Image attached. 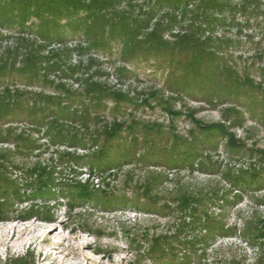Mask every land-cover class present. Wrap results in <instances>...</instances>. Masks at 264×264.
<instances>
[{
    "label": "trees",
    "instance_id": "16d2710c",
    "mask_svg": "<svg viewBox=\"0 0 264 264\" xmlns=\"http://www.w3.org/2000/svg\"><path fill=\"white\" fill-rule=\"evenodd\" d=\"M237 13L245 17L247 24L263 26L264 34V0H0V37L2 32L14 34V43L0 53V81L15 76L29 85L49 83L58 92L46 95L9 86L0 91V142L13 148L0 151V221L9 219L1 217L5 210L13 209L15 201L27 198L20 194L18 183L7 177L10 154L30 152L37 147L36 141L23 131L15 133L8 126L25 118L37 132L42 130L51 143L87 151L81 156L57 151L56 157L58 165H87L89 177L106 173L114 177L117 172H111L122 166L152 163L153 168L163 166L169 170L193 171L196 166L206 174H219L229 186L223 193L176 189L174 196L162 204L153 192L166 178L152 174L145 179L142 190L138 188V194L132 191L135 198L131 202L126 193L95 189L89 179L84 183L56 182L55 168L46 171L39 164L25 171L28 176H36L28 200L55 199L59 194L68 200L69 215L76 205L85 203L105 210L131 206L144 214L169 218L176 213L183 231L200 232L198 236L176 241L175 245L167 242L170 237L154 238L147 256L155 264H201L216 236L236 234L235 227L225 224L223 211L214 216L209 205L213 203L221 210L233 207L243 195L264 187V166L253 164L233 173L221 170L218 163L210 160V152H216L221 141L231 156L247 150L230 132L231 128L243 126L245 113L264 124V51L256 53L259 64L255 72L260 78L256 81L251 75L254 66L246 67L241 74L228 55L232 42L217 36L218 30L235 24ZM166 34L171 40L165 39ZM69 39L77 43L69 47ZM92 52L116 54L124 64L143 61L164 69L168 86L174 92L198 96L208 105H227L222 120L215 124L195 121L187 136L178 135L172 122L166 131L159 123H140L129 113L128 120L119 121L117 115L122 107L137 105L139 97L94 80L105 73ZM74 53L87 56L85 64H72ZM114 70L123 76L129 73L125 66ZM89 71L92 73L88 74ZM49 73L80 82L81 89L72 91L61 83L54 84L48 80ZM145 97L140 99L142 105L150 107L149 100H154L171 116L176 114L158 90ZM75 100L80 103L77 108L71 107ZM107 102L112 103L115 113L111 122L102 119L108 110ZM2 123L7 127L2 128ZM138 129L143 131L140 137ZM152 133L154 137H150ZM141 146V154L137 155ZM253 154L264 158L261 151L255 150ZM259 202L264 205V199ZM45 208L47 212L43 213L44 206L31 205L18 218L53 219L49 206ZM259 223L260 229H252L251 222H244L241 235L262 247L264 225L263 221ZM1 264H35V260L33 253L27 252L8 257ZM257 264H264V257Z\"/></svg>",
    "mask_w": 264,
    "mask_h": 264
},
{
    "label": "rangeland",
    "instance_id": "374dc122",
    "mask_svg": "<svg viewBox=\"0 0 264 264\" xmlns=\"http://www.w3.org/2000/svg\"><path fill=\"white\" fill-rule=\"evenodd\" d=\"M234 19L235 24L218 30L217 36H224L232 42L228 50L232 66L241 74L246 67L254 66L251 69L252 78L260 81L255 69L259 64L256 53L264 51L263 26L257 27L252 22L247 24L245 17L239 13L235 15ZM260 19L259 21H261ZM2 35L0 37V53L5 47L14 43L13 33L2 32ZM165 39L171 40V36L166 34ZM68 41L69 47H73L77 43L76 40L69 39ZM91 55L102 63L101 69L105 73L102 77L95 76L94 80L106 82L111 88L128 92L132 97L134 95L139 97L137 105L122 107L120 114L117 115L119 121L128 120L126 113H129L134 120L140 123H159L166 131L172 122L178 135L187 136L189 131L194 128L195 121L215 124L222 120V111L227 105L220 103L208 105L198 96L188 97L185 94L174 92L168 86L167 72L164 69H157L155 65L143 61L124 64L119 61L116 54L110 56L107 53L95 54L92 52ZM86 59L87 56L79 57L74 53L72 64L75 65L79 61L85 64ZM121 66H125L129 72L125 76L114 70ZM96 68L94 67V69ZM91 73V71L88 72V74ZM58 75V73H49L48 80L54 84L61 83L72 91L81 89L80 82ZM4 86H9L11 89H26L36 93L43 92L46 95L58 93L49 83L38 82L29 85L20 77L15 76L5 77L0 81V91ZM154 90L160 92V96L167 101L176 114L171 116L167 111L161 109L154 100H149L150 107L142 105L140 99L146 98L145 95ZM78 102L73 101L71 107H79L80 103ZM106 105L108 110L102 114V119L111 122L115 113L111 109L112 103L107 102ZM244 117L243 126L231 128L230 132L236 139L243 142L247 150L240 151L236 156H231L224 150V142L221 141L217 151L210 152V160L218 163L221 170L236 173L237 170L247 169L253 164L264 166V158L259 154H253L255 150L264 153V124L250 119L247 113ZM28 123L25 118H22L8 126L13 127L15 133L23 131L36 141L37 147L30 152L10 154L12 164L9 163L7 169V177L18 183L20 194L27 198L32 195L30 185L35 182L36 176H28L25 171L39 164L45 167L46 171L55 168L56 182L80 181L84 183L89 179L95 189L126 193L131 202L135 198L132 191L136 190L137 193L138 188L142 190L146 184L145 179L152 174H162V177L166 178L162 179V184L153 192L154 195L160 197L162 204L174 196L172 193L176 189L183 188L192 192L218 190L221 193L229 189L228 184L219 174H206L199 171L196 166L193 171L187 168L169 170L163 166L153 168L151 167L152 163H135L112 171L111 173L117 172L114 177H109L107 173L89 177L87 165L76 166L73 163L58 165L56 157L57 151L75 152L79 156L85 155L87 151L79 147L69 148L63 144H53L42 130L37 132ZM1 126L2 128L7 127L4 123ZM76 127L78 128V125ZM142 132L141 129H138L137 136H142ZM150 137H154V134H150ZM142 148L143 146L138 149L137 155L141 154ZM4 149L12 150L13 148L9 143L0 142V151ZM105 183H108L109 186H105ZM56 195L55 199L35 198L30 200L32 198H29L28 200L25 198L20 202L15 201L12 210L4 211L1 218L8 217L9 219L0 221V264L8 257L22 256L27 252L33 253L35 264H155L147 256V251L154 238L170 237L167 242L175 245L176 241L184 237L200 235L199 231H183L176 213L172 218L160 217L141 213L131 206H117L105 210L85 203L76 205L69 215L68 200L59 194ZM232 196L233 194L229 198ZM262 199H264V187L243 195L241 202L233 207L221 210V208L213 206V203L209 205L214 216L223 211L225 224L228 227H235L236 234L216 236L207 247V256L201 264H257L258 260L264 257V246H258L257 242L251 244L248 238H243L241 235L244 222H251L252 229H260L259 222L261 221L264 225V205L259 204V200ZM222 204L224 203L220 202V205ZM31 205L41 208L44 206V209H41L43 213L47 212L45 205L49 206V212L53 215V219H19L21 212ZM171 237L176 238L171 239ZM198 255H200V251H198ZM189 264L197 263L191 261Z\"/></svg>",
    "mask_w": 264,
    "mask_h": 264
}]
</instances>
